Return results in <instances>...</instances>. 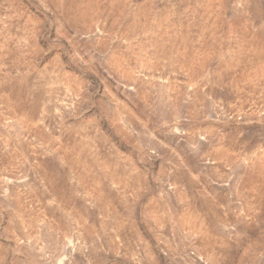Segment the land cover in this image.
Here are the masks:
<instances>
[{
    "label": "rangeland",
    "instance_id": "374dc122",
    "mask_svg": "<svg viewBox=\"0 0 264 264\" xmlns=\"http://www.w3.org/2000/svg\"><path fill=\"white\" fill-rule=\"evenodd\" d=\"M0 264H264V0H0Z\"/></svg>",
    "mask_w": 264,
    "mask_h": 264
},
{
    "label": "bare ground",
    "instance_id": "6f19581e",
    "mask_svg": "<svg viewBox=\"0 0 264 264\" xmlns=\"http://www.w3.org/2000/svg\"><path fill=\"white\" fill-rule=\"evenodd\" d=\"M70 1V0H69ZM72 1V0H71ZM75 1V0H74ZM83 1V0H82ZM77 2V1H76ZM79 2V1H78ZM86 2V1H85ZM88 2H89V0H88ZM80 3V2H79ZM78 3V4H79ZM84 4H86V3H84ZM74 5H75V3H74ZM91 5V4H90ZM69 8V7H68ZM71 8V7H70ZM77 8V7H76ZM86 8V7H85ZM72 9V8H71ZM78 9V8H77ZM67 10H69V9H67ZM73 11V10H72ZM74 13V12H73ZM79 13V12H78ZM70 14H71V12H70ZM69 15V14H68ZM74 16V15H73ZM76 16V15H75ZM78 18V17H77ZM71 19V18H70ZM73 19H75V18H73Z\"/></svg>",
    "mask_w": 264,
    "mask_h": 264
}]
</instances>
